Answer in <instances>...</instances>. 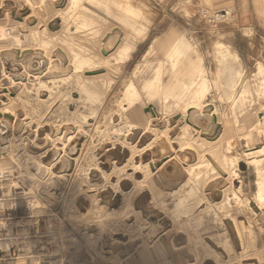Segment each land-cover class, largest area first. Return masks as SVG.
I'll return each instance as SVG.
<instances>
[{"label":"rangeland","instance_id":"374dc122","mask_svg":"<svg viewBox=\"0 0 264 264\" xmlns=\"http://www.w3.org/2000/svg\"><path fill=\"white\" fill-rule=\"evenodd\" d=\"M54 1L56 0H47L48 7H52V3L55 4ZM90 1L78 0L81 10L87 9L92 13L89 15L83 13L84 20L99 32L107 28L106 35L108 36L118 30L115 23L120 19V14L125 15L124 9L120 7H124L125 1L134 5L140 1H144L146 5L148 3V9L150 8L149 10L152 11L150 18L153 24H150L142 38L127 33V42L134 47V51L125 63L118 62L107 68L106 74L109 77H112V73H117V79L112 84L109 83L106 74L103 75L101 71L92 69V60L95 62L99 59L93 58L91 60L89 57L90 61L87 62L86 60L85 62L83 59V66L76 72H72V62L68 65L69 67L67 66V70L71 68V71L59 69L58 72V69L55 70L56 68L50 69L51 72L46 70L40 76V80L46 85L44 90L41 88L38 90L37 84H32L33 86L30 83L26 84L24 91H27V96L22 94L21 97L26 100L28 98L31 105H36L34 115L53 125L57 123L55 126L64 122L69 123L68 126L71 128V133L73 131L74 138L67 144V148L69 151L72 145H76V150L73 155L70 153L71 159L65 172L66 178L60 184L56 183V187L52 186L53 195L45 197L42 188L41 190L34 187L36 188L33 189L34 193L39 192L44 195L43 204L41 203L38 205L39 207H36V210L41 213L39 217L31 216L35 209L32 207L36 205L35 197H30L27 190L19 188L17 179L10 185L9 182L1 181L2 192L0 195L13 197L15 192L13 189L17 188V191H24L26 198L28 197L27 201H20L19 203L20 208L25 209L26 207L27 209L28 207V218L22 216L23 218L19 219L20 216L7 205V209L11 211L12 215L9 219L12 220L1 221L2 229L6 230L0 232V249H6L7 258L11 259L8 264H81V262L82 264H114L115 262H106L104 258L101 260L98 256H91V247L84 243L85 240L75 230L66 212L67 214L82 213L86 217H95L99 213L97 217L103 218L105 222L112 224L115 228L126 230L131 237L133 234L132 238L134 239L150 241L154 238L158 231V228L156 229L153 225L154 220L139 219L136 224L129 226L132 221L126 220L124 216H122L123 219L120 215L121 218L114 215L107 217L108 208L104 206V209L103 207H96L97 209L94 208L95 206L89 207V201L84 197L82 187L78 186H83L79 184L80 179L83 178L81 174H85V171L92 167L93 151L99 147L102 137L107 134L112 140L119 137L123 138V135L118 136L114 132L117 128L111 129L116 125L109 120L110 116L115 112L120 113V126L125 121H132L129 118V112L122 111L119 106L121 97H123L122 81L133 78L141 90L142 98L132 107V110L143 112L139 122L147 128L163 126L161 118L164 117L165 105L161 100L150 102L148 96L142 91L147 82L155 80L158 70L161 71L162 82L160 93L170 97L167 104L168 108L174 109L178 101L181 100L186 104L189 102L198 103L200 106L209 104V108L218 115L222 128L218 143L219 153L216 155L219 160L216 161V164L211 163L212 155L204 152L202 154L204 163L200 170L205 172L212 169L215 174L218 172L221 174L222 170L224 175L221 174L222 177L217 175L221 180L219 179L220 181L216 184L223 182L225 186L231 188L230 191L225 192L222 201L213 203L208 197L202 195L208 181L200 174L196 180L191 181L190 186L180 197L165 195L162 198L169 223L177 224L179 230L186 232L191 243L201 242L195 245L196 248L193 251L198 260L207 253L215 254L206 247L204 241L199 240L200 234L208 233L214 227L222 240L225 238L230 240L231 231L237 238L239 233L249 230L248 237L244 239V246H240L238 250L234 248L228 253L221 252L216 257L219 264H248L245 259L251 255H254L255 259H260L261 262L264 261V202L261 201V197L264 196V142H262L261 148L250 151V148H253L250 145L252 141L246 140L248 135L246 133L249 130L246 126L248 127L250 124L258 123L257 134L260 136L264 134V122H257V114L261 116L258 112L264 110V38L249 28H241L233 16H229L221 22L210 20L209 15L215 9L211 0H115L120 5L118 7L111 3L106 5L95 0ZM120 1L122 2L120 3ZM106 6L110 8L107 9ZM143 20V18L139 19L137 28L140 29L141 25H145V20ZM5 25H0L1 38H5L4 31H8L10 27V25ZM170 32L184 34L190 41L193 51L195 50L200 57L208 83V89L203 97H190L188 77L182 73L177 74L179 71L173 70L170 61L165 59L162 41L169 36ZM36 35H30V42L41 44L40 38ZM104 39L102 37L101 42ZM70 40L72 59V37ZM74 40L75 49L80 47L85 54L91 53L93 46L87 43L88 39L84 38L81 41L74 38ZM173 40L172 37L169 41L172 42ZM45 45L47 46V44ZM33 50L35 52V49ZM96 53L97 51H94L93 55ZM195 54L193 52V55ZM111 56H107L108 60H111L112 64L117 62V56L114 52ZM1 62L8 76L15 75L12 78H22L23 83L26 82L24 77H20L21 70L15 69L12 61L2 53L0 55ZM16 106L17 104L13 103L8 107L6 116L9 120H15L13 109ZM72 124L81 132L72 129ZM9 134L10 131L0 121V144L4 143ZM8 162L2 159L0 153V173L7 171L11 172L12 177H18L13 165L8 164ZM27 168L32 172L35 170L32 166ZM198 170L194 169V173ZM176 178L177 176H174L173 181ZM0 180L2 179L0 178ZM190 187H192L191 191ZM29 189L31 191V188ZM52 191H49L50 194ZM79 199L80 205L82 204L83 207L77 203ZM67 202H71L72 208ZM65 203L70 211L68 209L66 212L63 211V208L66 207ZM89 208L93 209L89 210ZM3 210L6 211L5 207ZM82 214L81 216H83ZM216 216L220 219L215 220ZM91 219L89 218V220ZM18 220L20 222H17ZM85 221H77L76 224L80 225V229H84ZM244 225H246L245 228ZM159 226V229L164 227L163 224ZM60 227L64 231L62 234L57 231ZM237 228H240V231H237L239 233L236 234ZM2 235H6L7 238L2 237ZM69 236H72L74 242H67L70 239Z\"/></svg>","mask_w":264,"mask_h":264},{"label":"bare ground","instance_id":"6f19581e","mask_svg":"<svg viewBox=\"0 0 264 264\" xmlns=\"http://www.w3.org/2000/svg\"><path fill=\"white\" fill-rule=\"evenodd\" d=\"M46 1L0 0V25H10L8 31L6 29L4 31L5 38L0 37V52L12 61L15 69L21 70L20 77L26 79V82L23 83L22 78H12L15 76L12 73V77L8 76L1 60L0 121L7 127L10 134L4 143L0 144V153L3 160L9 161L8 164L13 165L18 176V187L27 190L30 197H35L36 205L32 207L35 209L31 216L35 215L36 217L41 216L36 207H39L38 205L41 203L43 204V196L53 195L52 186L56 187V183L60 184L66 178L65 172L70 164V153L73 155L76 145H72L68 151L67 144L74 138L73 131L71 133V128L68 126L69 123L64 122L55 126L57 123L53 125L34 115L36 105H31L28 98L26 100L21 97L22 94L27 96V91H24L26 84H37V89L44 90L46 85L40 80V76L46 70L54 68H56L55 70L58 69V72L59 69L67 70V66L72 62V67H70L72 72H76L83 66L82 60L85 59V62L86 60L89 62V58L91 60L93 58L99 59L95 62L92 60V69L95 68L104 75L108 71L107 68L118 62L125 63L132 55L134 47L127 42V33L142 38L150 24H153L150 18L152 11L149 10L150 8L148 9L149 4L147 3V6L144 1H140L136 5L125 1L124 7H122L115 0H95L106 5L111 3L124 9L125 15L120 14V19L115 23L118 30L108 36L106 35L107 28L99 32L84 20L83 13L85 15L92 13L87 9L81 10L78 0H56L54 1L55 4L52 3V7H48ZM106 7L107 9L110 8ZM141 18L145 20V25H141L139 29L136 26ZM55 20L59 22L57 27L50 28V23ZM32 34H37L41 44L30 42L29 37ZM71 37L72 59L70 54ZM102 37L105 38L102 40L103 42H101ZM172 37L174 40L170 42ZM74 38L81 41L84 38L88 39L90 42L87 41V43L93 46L91 53L85 54L80 47L75 49L73 46ZM103 43H105L104 46ZM162 44L164 45L163 49H165V59L170 61L172 69H177L179 71L177 74L182 73L188 77L190 97H203L208 89L205 69L187 37L184 34L170 32ZM94 51H97L96 55H93ZM113 52L117 56V62L112 64L107 56L112 57ZM193 52L196 54L193 55ZM112 74V77L105 75L110 84L117 79V73ZM160 74L161 71L158 70L155 80L147 82L142 91L148 96L150 102L161 100L165 105L164 117H160L163 126L147 128L139 122L143 112L132 110V107L142 98L141 90L133 78L122 81L123 97H121L119 106L122 111L129 112V118L132 121H125L120 126V113L115 112L110 116L109 120L116 125L111 129L117 128L114 132L118 136L123 135V138L119 137L112 140L107 134L102 137L99 147L97 145L98 148L93 151L92 167L88 168L85 174H81L83 178L80 179L81 183L79 181V184L83 186H78L82 187V193L89 201V207L102 208L104 206L108 208L107 217L108 215L124 216L126 220L132 221L129 226L136 224L139 219L154 220L153 225L156 229L158 228L154 238L150 241L134 239L132 238L133 234L131 237L126 230L115 228L112 224L105 222L103 218L97 217L99 213L95 214V217H86L85 214L76 212L67 214L66 211L69 209L66 203L63 211L69 215L75 230L85 240L84 243L91 247V256H98L99 259L104 258L106 262H115L114 264H219L216 257L221 252L228 253L234 248L238 250L240 246H244V239L248 237L249 230L239 233L237 231H240V228H237L236 234L239 233L237 238L231 231L230 240L220 239L214 227L208 233L200 234L199 240L204 241L206 247L215 254L207 253L202 258L199 257L200 260H198L193 251L196 248L195 245L201 242L191 243L186 232L179 230L177 224L169 223L162 198L165 195L180 197L190 186L191 181L196 180L200 174L208 181L202 195L208 197L211 202L222 201L225 192L231 190L223 182L216 184L221 180L217 175H224L222 170L221 174L220 172L215 174L212 169L205 172L200 170L204 163L202 159L204 152L212 155L211 163L216 164V161L219 160L216 155L219 153L218 143L222 134L220 119L216 112L209 108V104L200 106L198 103L189 102L186 104L180 100L174 109L168 108L167 104L170 97L160 93L162 86ZM119 84L121 83L119 82ZM13 103L17 104L13 109L15 120H9L6 112ZM258 113L261 116L257 114V122H264V110ZM258 125L255 123L246 126L249 128L246 133L248 134L246 140L252 141L250 145L253 147L250 148V151H252L251 149H259L264 145H262L264 134L261 136L257 134ZM72 129L78 130L73 124ZM28 166L34 167V172L27 168ZM194 169L199 170L194 173ZM174 176L177 178L173 181ZM34 187L42 188L44 195L39 192L34 193L33 189H36ZM191 189L192 187H190V191ZM49 191H52L51 194ZM24 194L26 195V193ZM261 201L264 202V196L261 197ZM77 203L80 205V199ZM91 209L89 208V210ZM99 211L102 212V210ZM89 218L92 219L89 220ZM219 219L218 216L215 217V220ZM81 220H86L85 230L80 229V225L76 224L77 221ZM234 223L233 225H236ZM162 224L164 227L159 229L160 226L158 227V225ZM61 227L57 231L62 234L64 231ZM229 229L231 230L230 227ZM232 229L234 228L232 227ZM251 230L253 229L251 228ZM157 238L159 239L154 243ZM67 242H74L72 236ZM153 243L154 245L151 247ZM239 255L241 254L239 253ZM123 257L125 258L122 259ZM245 262L264 264V261L255 259L254 255L248 256Z\"/></svg>","mask_w":264,"mask_h":264},{"label":"crops","instance_id":"0c3cea01","mask_svg":"<svg viewBox=\"0 0 264 264\" xmlns=\"http://www.w3.org/2000/svg\"><path fill=\"white\" fill-rule=\"evenodd\" d=\"M214 11L230 10L241 28H249L264 38L263 0H211Z\"/></svg>","mask_w":264,"mask_h":264},{"label":"built area","instance_id":"2783aa9c","mask_svg":"<svg viewBox=\"0 0 264 264\" xmlns=\"http://www.w3.org/2000/svg\"><path fill=\"white\" fill-rule=\"evenodd\" d=\"M232 16V12L230 10H219V11H213V13L211 15H209V19L212 21H223L225 19H227V17ZM0 178L2 180H0V192H2V182L1 181H6L9 182V185L14 183L15 180L17 179V177H12L11 172H7V171H3L2 173H0ZM14 195L13 197H9V196H4V195H0V226H1V221H9L12 219H9L11 215V211L7 209V207L9 206L14 213H17L18 216H20L19 219H22L23 217H27L28 218V214H29V210L28 207L25 209L22 207H19V203L20 201H27L28 197L26 198V195L24 194V191H17L16 189H13ZM18 204V205H17ZM8 205V206H7ZM6 209V211H4L3 209ZM23 216V217H22ZM15 218H18L15 216ZM17 222H20V220H18ZM4 230L6 229H2V226L0 227V232H4ZM2 237L7 238L6 235H2ZM5 248L0 249V264H8L11 259L7 258V254L5 252Z\"/></svg>","mask_w":264,"mask_h":264},{"label":"water","instance_id":"95a60500","mask_svg":"<svg viewBox=\"0 0 264 264\" xmlns=\"http://www.w3.org/2000/svg\"><path fill=\"white\" fill-rule=\"evenodd\" d=\"M58 21L57 20H55V21H52V23H50V28H56L57 27V25H58Z\"/></svg>","mask_w":264,"mask_h":264}]
</instances>
